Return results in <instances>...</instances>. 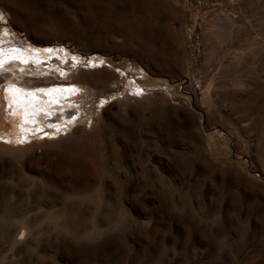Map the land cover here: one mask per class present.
Masks as SVG:
<instances>
[{
    "label": "rangeland",
    "instance_id": "1",
    "mask_svg": "<svg viewBox=\"0 0 264 264\" xmlns=\"http://www.w3.org/2000/svg\"><path fill=\"white\" fill-rule=\"evenodd\" d=\"M0 16V46L51 48L31 82L79 85L71 119L23 135L2 88L17 66L0 70V264H264V0Z\"/></svg>",
    "mask_w": 264,
    "mask_h": 264
},
{
    "label": "bare ground",
    "instance_id": "2",
    "mask_svg": "<svg viewBox=\"0 0 264 264\" xmlns=\"http://www.w3.org/2000/svg\"><path fill=\"white\" fill-rule=\"evenodd\" d=\"M12 49H18V51H12ZM42 50L47 52L51 48L45 47L34 50L29 47L26 48L21 44L14 45L13 43L0 46V60L5 61L4 65L7 62H13L17 66L16 70L19 72L18 74L15 73L16 75L14 73L7 75L2 85V88L5 90V99L8 106V111H6V115L8 116L6 117L7 119H11L12 124L16 126L17 132H21L23 135L36 131L43 126H52L58 129L59 126H62L61 123L64 120L71 119L73 114L71 112L75 110L73 101L66 97L75 94L77 89H79V85L76 83H64L57 78V75L52 80H50L48 75L44 76L42 79L43 83L34 84L31 82L29 78L31 76L29 75L34 73L26 66L29 65V62H32L39 68L43 66L45 59L40 56ZM90 58L89 63L94 64L95 57ZM17 61L22 65L15 64ZM48 65L47 68L51 67V64ZM60 72L67 75L66 70H60ZM20 136H16L15 138L7 137L5 140L8 142H18L21 140ZM8 146L10 145L0 142V149L7 148Z\"/></svg>",
    "mask_w": 264,
    "mask_h": 264
},
{
    "label": "snow or ice",
    "instance_id": "3",
    "mask_svg": "<svg viewBox=\"0 0 264 264\" xmlns=\"http://www.w3.org/2000/svg\"><path fill=\"white\" fill-rule=\"evenodd\" d=\"M0 20H3V17L0 16ZM7 33H0V37H2L3 35H6ZM12 51H18V49H12ZM51 51V50H48ZM5 61L0 60V70H3V65H4Z\"/></svg>",
    "mask_w": 264,
    "mask_h": 264
}]
</instances>
